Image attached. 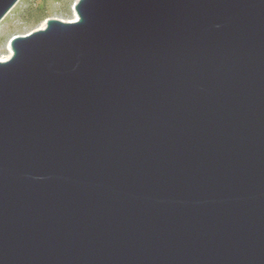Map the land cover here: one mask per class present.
<instances>
[{
  "label": "water",
  "instance_id": "obj_1",
  "mask_svg": "<svg viewBox=\"0 0 264 264\" xmlns=\"http://www.w3.org/2000/svg\"><path fill=\"white\" fill-rule=\"evenodd\" d=\"M73 11L0 62V264H264V0Z\"/></svg>",
  "mask_w": 264,
  "mask_h": 264
},
{
  "label": "rangeland",
  "instance_id": "obj_2",
  "mask_svg": "<svg viewBox=\"0 0 264 264\" xmlns=\"http://www.w3.org/2000/svg\"><path fill=\"white\" fill-rule=\"evenodd\" d=\"M78 1L21 0L18 2L0 24V62H6L12 57L10 42L14 37L28 36L45 29L49 19L76 22V13L73 8Z\"/></svg>",
  "mask_w": 264,
  "mask_h": 264
},
{
  "label": "bare ground",
  "instance_id": "obj_3",
  "mask_svg": "<svg viewBox=\"0 0 264 264\" xmlns=\"http://www.w3.org/2000/svg\"><path fill=\"white\" fill-rule=\"evenodd\" d=\"M78 20V16L76 15V20L75 21H77ZM11 55H12V50H11ZM11 56H9V58H10ZM8 58V59H9ZM2 62H4V61H2Z\"/></svg>",
  "mask_w": 264,
  "mask_h": 264
}]
</instances>
